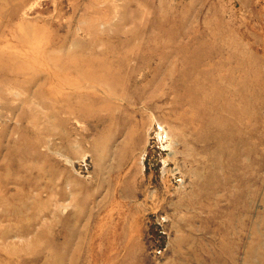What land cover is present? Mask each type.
Here are the masks:
<instances>
[{
	"label": "rangeland",
	"instance_id": "obj_1",
	"mask_svg": "<svg viewBox=\"0 0 264 264\" xmlns=\"http://www.w3.org/2000/svg\"><path fill=\"white\" fill-rule=\"evenodd\" d=\"M0 69V264H264V0H0Z\"/></svg>",
	"mask_w": 264,
	"mask_h": 264
},
{
	"label": "bare ground",
	"instance_id": "obj_2",
	"mask_svg": "<svg viewBox=\"0 0 264 264\" xmlns=\"http://www.w3.org/2000/svg\"><path fill=\"white\" fill-rule=\"evenodd\" d=\"M23 6V5H22ZM45 54V53H44ZM44 54H42V55H44ZM46 58V57H45ZM44 58V59H45ZM47 59V58H46ZM45 59V60H46ZM55 60H57L56 58H54ZM59 63V62H58ZM70 63H72V62H70ZM57 64V63H56ZM73 65H75L74 63H72ZM60 66V65H59ZM77 67V66H76ZM79 67V66H78ZM57 68V67H56ZM59 68V67H58ZM75 68V67H74ZM59 70H60V68H59ZM62 71H64L63 69H61ZM0 72H2V74H5L4 76H9V75H11V73H12V70H4V69H0ZM25 74V73H24ZM19 76V75H18ZM5 78V77H4ZM6 80V79H5ZM8 80V79H7ZM30 80H33V78H31V79H24V80H13V81H8V82H11V84L13 85V86H15V87H21L22 89H26L27 90V88L29 87V85L31 84V82H30ZM8 91V90H7ZM5 94V93H4ZM11 96V95H10ZM3 97V96H2ZM6 97V96H5ZM4 98V97H3ZM8 98V97H7ZM22 100V99H21ZM12 101V100H11ZM10 101V102H11ZM8 102V101H7ZM1 105H3V103H1ZM10 107H12V106H10ZM5 109H9V110H11V109H14L13 107L12 108H5ZM7 113H8V110H7ZM2 115V114H1ZM9 115V114H8ZM3 126V125H2ZM7 229V228H6ZM7 230H4V232H6ZM15 231V230H14ZM14 234V233H13ZM3 236V235H2ZM2 236L0 237V239H2ZM3 237H5V236H3Z\"/></svg>",
	"mask_w": 264,
	"mask_h": 264
}]
</instances>
